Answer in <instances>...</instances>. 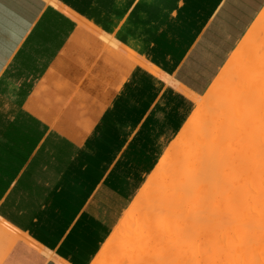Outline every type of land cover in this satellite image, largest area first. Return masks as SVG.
<instances>
[{
    "label": "crops",
    "instance_id": "0c3cea01",
    "mask_svg": "<svg viewBox=\"0 0 264 264\" xmlns=\"http://www.w3.org/2000/svg\"><path fill=\"white\" fill-rule=\"evenodd\" d=\"M263 8L0 0V264H92Z\"/></svg>",
    "mask_w": 264,
    "mask_h": 264
},
{
    "label": "bare ground",
    "instance_id": "6f19581e",
    "mask_svg": "<svg viewBox=\"0 0 264 264\" xmlns=\"http://www.w3.org/2000/svg\"><path fill=\"white\" fill-rule=\"evenodd\" d=\"M194 102L92 264H264V8Z\"/></svg>",
    "mask_w": 264,
    "mask_h": 264
},
{
    "label": "rangeland",
    "instance_id": "374dc122",
    "mask_svg": "<svg viewBox=\"0 0 264 264\" xmlns=\"http://www.w3.org/2000/svg\"><path fill=\"white\" fill-rule=\"evenodd\" d=\"M122 218H123V217H122ZM113 232H114V231H113ZM110 236H112V234H111ZM109 238H110V237H109ZM109 238H108V239H109ZM108 239H107V240H108ZM107 240H106V241H107Z\"/></svg>",
    "mask_w": 264,
    "mask_h": 264
}]
</instances>
